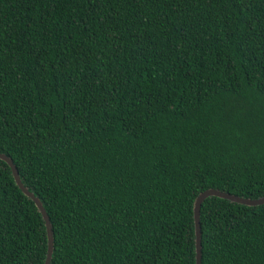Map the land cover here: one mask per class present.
<instances>
[{
	"label": "trees",
	"instance_id": "obj_1",
	"mask_svg": "<svg viewBox=\"0 0 264 264\" xmlns=\"http://www.w3.org/2000/svg\"><path fill=\"white\" fill-rule=\"evenodd\" d=\"M0 153L50 264H195L199 194L264 197V0H0ZM199 221L201 264H264V205ZM47 246L0 159V264Z\"/></svg>",
	"mask_w": 264,
	"mask_h": 264
},
{
	"label": "water",
	"instance_id": "obj_2",
	"mask_svg": "<svg viewBox=\"0 0 264 264\" xmlns=\"http://www.w3.org/2000/svg\"><path fill=\"white\" fill-rule=\"evenodd\" d=\"M0 159L9 166L16 185L25 196H27L29 199H31L34 202L35 206L37 207L38 211L40 212L45 222L48 246H47V255L44 264H50L53 253V235H52L50 221L45 212V209L42 206L40 200L22 184L18 171L15 165L13 164L12 160L1 153H0ZM208 197H217L220 199H225L230 202L249 206V207L264 205V197L259 199H246L214 189H208L203 193L199 194L194 202V225H195L194 227H195V252H196L195 264H201V230H200L199 217H200L201 205L204 202V200L207 199Z\"/></svg>",
	"mask_w": 264,
	"mask_h": 264
}]
</instances>
